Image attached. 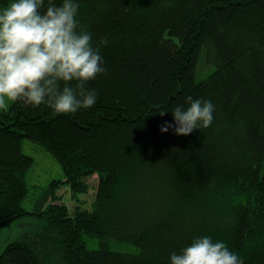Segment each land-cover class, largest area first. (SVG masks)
<instances>
[{
  "label": "trees",
  "instance_id": "obj_1",
  "mask_svg": "<svg viewBox=\"0 0 264 264\" xmlns=\"http://www.w3.org/2000/svg\"><path fill=\"white\" fill-rule=\"evenodd\" d=\"M78 19L107 69L87 85L96 104L70 116L0 109V227L42 219L0 264H169L206 235L264 264V0H79ZM188 96L211 100L212 124L161 133L173 120L159 111ZM22 137L64 172L31 211ZM92 175L90 207L60 200L63 183L71 197L88 193Z\"/></svg>",
  "mask_w": 264,
  "mask_h": 264
},
{
  "label": "clouds",
  "instance_id": "obj_2",
  "mask_svg": "<svg viewBox=\"0 0 264 264\" xmlns=\"http://www.w3.org/2000/svg\"><path fill=\"white\" fill-rule=\"evenodd\" d=\"M79 0H9L0 7V109L7 102L25 107L46 106L54 114L73 115L96 104L98 93L88 82L107 73L92 33L78 19ZM185 105L171 110L170 129L188 135L209 127L215 106L211 100L186 97ZM169 264H244L223 240L194 237Z\"/></svg>",
  "mask_w": 264,
  "mask_h": 264
},
{
  "label": "rangeland",
  "instance_id": "obj_3",
  "mask_svg": "<svg viewBox=\"0 0 264 264\" xmlns=\"http://www.w3.org/2000/svg\"><path fill=\"white\" fill-rule=\"evenodd\" d=\"M9 102L6 103V105ZM21 150L33 158V162L25 173V181L28 186V195L22 200V206L31 211L34 206V201L41 193V188L47 185L54 179H64V172L61 164L48 152L43 150L38 144L33 142L27 137L21 138ZM90 188L86 194H78L77 197H71L69 187L66 184L57 190L61 197V201L72 207L75 205L76 200L79 199L86 207H90L92 202L95 186L97 183V176L92 175L88 178ZM42 219L33 213H29L17 218H14L0 227V251L4 246L18 237L27 230L35 228L38 222ZM92 247V243H88Z\"/></svg>",
  "mask_w": 264,
  "mask_h": 264
}]
</instances>
